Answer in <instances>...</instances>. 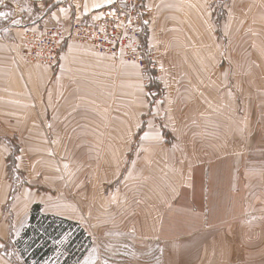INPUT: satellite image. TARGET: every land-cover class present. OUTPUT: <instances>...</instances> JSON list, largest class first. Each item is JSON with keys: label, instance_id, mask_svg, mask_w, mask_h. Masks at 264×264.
Masks as SVG:
<instances>
[{"label": "rangeland", "instance_id": "rangeland-1", "mask_svg": "<svg viewBox=\"0 0 264 264\" xmlns=\"http://www.w3.org/2000/svg\"><path fill=\"white\" fill-rule=\"evenodd\" d=\"M160 2L153 8L155 0L148 7L140 0L141 8L150 11L138 33L143 65L117 62L69 38L83 60L74 77L65 78L69 83L50 89L55 100L48 103L58 113L44 120H0V157L5 158H0V176L10 193L2 209L13 218L0 255L8 254L14 264H22L13 244L26 227L32 202L43 214L78 223L90 237L91 246L73 264H160L157 242L143 245L125 227L144 204L172 196L165 195L162 171L179 169L195 157L211 159L229 137L230 154L237 157L217 160L214 175L228 171L242 177L258 169L261 156L244 151V133L230 132L223 117L234 108L230 112L244 118L257 98L264 100V0ZM6 3L16 13L26 12L20 0ZM153 16L158 32L149 39L143 27ZM56 25L65 34L61 23L26 29L13 42L14 56L25 33ZM58 62L50 67L21 61L56 74ZM248 65L263 69L257 82L242 87L250 70L255 73ZM217 80L225 82L215 92Z\"/></svg>", "mask_w": 264, "mask_h": 264}, {"label": "crops", "instance_id": "crops-1", "mask_svg": "<svg viewBox=\"0 0 264 264\" xmlns=\"http://www.w3.org/2000/svg\"><path fill=\"white\" fill-rule=\"evenodd\" d=\"M20 1L26 12L16 13V7L10 3H5L0 9L5 13L0 16V120H44L52 118L50 114L58 113V107H51L48 103L55 100L54 95H50V89L59 82L69 83L65 78L74 77L72 73L78 71L83 60V55L79 54L81 50L69 39L71 21L96 20L100 17V10L116 0L111 3L108 0ZM148 1L145 0L147 7ZM159 6H162L160 0H155L153 8ZM31 10L33 14L29 15ZM24 20L28 22L22 23ZM46 23H61L65 28L57 74L51 69L23 64L13 54V42L20 39L26 29L34 30ZM157 23L159 21L153 16L144 25L149 39L158 32ZM246 68H253L255 73L250 70V75L242 81V87L243 84L257 82V71H262L263 66L248 65ZM224 82H214V91L221 89ZM213 100V97H208L212 104ZM218 100L221 102L220 97ZM256 102L264 104V100L257 98L252 110L242 113L244 118H239L237 112H230L234 108L224 113L223 117L230 132L244 133L242 136L247 144L244 151L261 156L255 172L245 173L242 177L232 176L228 171H224L223 175H214L217 160L228 163L232 157H237L230 154L229 137V141L220 145L222 149L218 150V155L214 154L211 159L195 157L193 162L179 167L180 170L170 167L162 171L167 183L165 195L172 196L168 201L149 202L148 206L144 204L139 214L130 217L125 228L131 229L143 245L157 242L160 264H264V107L260 108ZM225 108L223 105L224 111ZM60 117L54 116L57 119ZM237 142L241 144L240 138ZM0 158L5 162L4 157ZM161 158L163 156L156 161ZM205 163L208 164V172L203 174ZM190 164L193 167H188ZM0 185L1 244L9 234V223L13 218L11 211L4 213L2 209L10 193L1 176ZM248 185L254 191H250ZM158 189L162 192L161 186ZM160 198H163L162 195ZM0 264L11 263L0 255Z\"/></svg>", "mask_w": 264, "mask_h": 264}, {"label": "built area", "instance_id": "built-area-1", "mask_svg": "<svg viewBox=\"0 0 264 264\" xmlns=\"http://www.w3.org/2000/svg\"><path fill=\"white\" fill-rule=\"evenodd\" d=\"M6 1L0 0V9ZM140 4V0H118L100 10V17L96 20L74 19L69 38L90 46L96 53L111 56L117 62L143 65L138 33L150 11H144ZM25 35L17 43L18 59L41 66H55L64 40L61 25Z\"/></svg>", "mask_w": 264, "mask_h": 264}, {"label": "trees", "instance_id": "trees-1", "mask_svg": "<svg viewBox=\"0 0 264 264\" xmlns=\"http://www.w3.org/2000/svg\"><path fill=\"white\" fill-rule=\"evenodd\" d=\"M29 213L26 227L13 244L22 264H73L91 246L90 237L78 223L43 214L39 204H33ZM4 256L14 264L8 254Z\"/></svg>", "mask_w": 264, "mask_h": 264}, {"label": "snow or ice", "instance_id": "snow-or-ice-1", "mask_svg": "<svg viewBox=\"0 0 264 264\" xmlns=\"http://www.w3.org/2000/svg\"><path fill=\"white\" fill-rule=\"evenodd\" d=\"M108 2L111 3L112 0H108ZM61 11H63V9H61ZM3 15H5V13L0 12V16H3ZM14 22H15V21H14ZM2 246H3V245H0V247H2ZM85 264H88V262L86 261Z\"/></svg>", "mask_w": 264, "mask_h": 264}]
</instances>
